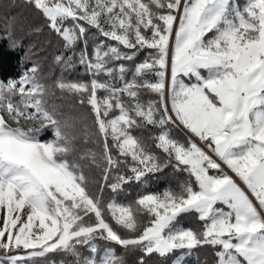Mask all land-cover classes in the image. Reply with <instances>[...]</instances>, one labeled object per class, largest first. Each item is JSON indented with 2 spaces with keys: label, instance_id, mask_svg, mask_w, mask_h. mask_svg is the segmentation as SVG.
Instances as JSON below:
<instances>
[{
  "label": "snow or ice",
  "instance_id": "1",
  "mask_svg": "<svg viewBox=\"0 0 264 264\" xmlns=\"http://www.w3.org/2000/svg\"><path fill=\"white\" fill-rule=\"evenodd\" d=\"M26 3L71 53L55 62L78 63L90 75L53 85L61 98L90 106L93 119L49 105L55 92L41 83L38 65L0 80L4 259L17 264L22 250L29 258L68 254L73 264H127L115 245L142 253L137 264L177 251L173 264H183L184 250L207 245L216 264H264V0ZM169 125L191 135L182 141ZM46 130L51 139L42 138ZM80 139L96 148L80 151ZM85 167L102 173L95 192ZM169 167L187 175L176 188L115 199ZM191 213L201 230L179 224Z\"/></svg>",
  "mask_w": 264,
  "mask_h": 264
},
{
  "label": "trees",
  "instance_id": "2",
  "mask_svg": "<svg viewBox=\"0 0 264 264\" xmlns=\"http://www.w3.org/2000/svg\"><path fill=\"white\" fill-rule=\"evenodd\" d=\"M245 0H233L234 4L243 6ZM40 27L39 32L33 29ZM91 31H95L92 29ZM114 43V42H113ZM63 41L54 33L47 25L42 14L35 9L33 5L26 3V0H0V80H7L10 78H19L25 70H29L34 64L39 66V77L41 83L50 86L55 95L48 97L49 105H54L65 116L80 117L86 116L87 123H92L91 108L88 105H78L75 100L61 98L59 90L54 88L53 82L58 78H66L68 80H82L88 81L90 75L85 72L84 66L78 63L74 68H65L62 64L55 62V56L63 54L65 56L71 53L63 49ZM93 45L90 43L89 52H91ZM145 53L141 52L137 57L136 62L144 59ZM75 60V57H74ZM129 71L126 79L131 80L134 71V62H128ZM100 79H107L101 76ZM117 86L122 84L121 81L114 80ZM102 94V93H101ZM154 98L151 94L145 93L144 99ZM172 130V134L184 141L188 134L181 128H176L172 125L168 126ZM79 131V124L77 125ZM139 131V130H138ZM157 129H151L155 134ZM147 134V133H146ZM43 139H51V130H46L42 134ZM77 146L80 151H85L89 148H96L92 142L85 143L82 139L77 141ZM85 173L89 179V185L93 192H95L101 182L102 173L100 169L95 167H85ZM187 179L184 172H177L172 167L165 169L161 173L150 175L146 185L132 183L125 185V190L115 197L119 202L129 203L137 198L138 194L144 190H160L166 187L176 188L178 183ZM113 194L105 189L104 198L107 201ZM147 222V217H143ZM179 224L186 227H191L196 230L202 229V222L197 218L196 213L185 214L179 218ZM101 246H103V242ZM117 254L124 255L127 264H137L139 257L142 255L139 251L124 252L119 246L112 245ZM22 251V250H21ZM84 255H87L85 249H81ZM189 250H184V252ZM215 249L211 246H201L191 250L193 264H216V257L214 255ZM14 253V252H13ZM181 252L177 251L168 257H160L158 254H152L145 257V264H173L175 256ZM1 261L4 264H11L10 261L4 259ZM18 263L24 264H73V257L64 253H50L42 258H29L22 255Z\"/></svg>",
  "mask_w": 264,
  "mask_h": 264
},
{
  "label": "rangeland",
  "instance_id": "3",
  "mask_svg": "<svg viewBox=\"0 0 264 264\" xmlns=\"http://www.w3.org/2000/svg\"><path fill=\"white\" fill-rule=\"evenodd\" d=\"M118 86H122V84H120V85H118ZM158 132V130L156 131V133ZM198 143V142H197ZM199 144V143H198ZM201 146V145H200ZM202 147V146H201ZM206 151V150H205ZM225 171H227L226 169H224ZM228 172V171H227ZM230 174V173H229ZM231 175V174H230ZM238 183H240L239 181H238ZM242 186V185H241ZM243 187V186H242ZM163 189H165V188H163ZM163 189H160V190H148V191H161V190H163ZM144 191H146V190H144ZM144 191H142V192H144ZM27 209H25L24 210V213H22L21 215H22V221H23V219H26V213H27ZM3 220H4V216H3V213L2 212H0V226H2V224H3ZM181 225V224H180ZM185 228H188V227H186V226H184ZM4 250L3 249H0V264H4L2 261H1V258H2V256H4ZM17 253L16 252H14V253H10V255H16ZM21 256L22 255H25L24 253H23V251H21L20 253H19ZM181 255V253L178 255V256H180ZM11 264H12V262H10ZM17 264H24V263H18L17 262ZM183 264H193L192 263V253H191V251H186V252H184V255H183Z\"/></svg>",
  "mask_w": 264,
  "mask_h": 264
},
{
  "label": "water",
  "instance_id": "4",
  "mask_svg": "<svg viewBox=\"0 0 264 264\" xmlns=\"http://www.w3.org/2000/svg\"><path fill=\"white\" fill-rule=\"evenodd\" d=\"M180 128H181L183 131H185V132L188 134V136L191 135L190 133L187 132V130L183 129L182 126H181ZM193 139H195V138L193 137ZM207 151H208V150H207ZM222 167H224V169H226V170L229 172V169H228L227 167H225V166H222ZM230 173H231V171H230ZM231 174H232V173H231ZM232 175H234V174H232Z\"/></svg>",
  "mask_w": 264,
  "mask_h": 264
},
{
  "label": "bare ground",
  "instance_id": "5",
  "mask_svg": "<svg viewBox=\"0 0 264 264\" xmlns=\"http://www.w3.org/2000/svg\"><path fill=\"white\" fill-rule=\"evenodd\" d=\"M197 142L202 146V147H204V145L201 143V142H199L198 140H197ZM205 150L207 151L208 149L207 148H205ZM209 151V150H208ZM211 154V153H210ZM222 166H224V165H222ZM226 167V166H225ZM229 173H230V170H229ZM231 174V173H230ZM232 175V174H231ZM243 186V185H242Z\"/></svg>",
  "mask_w": 264,
  "mask_h": 264
}]
</instances>
